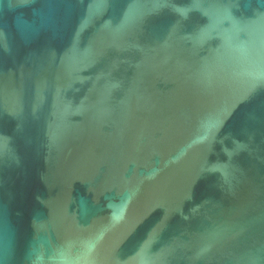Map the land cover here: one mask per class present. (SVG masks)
<instances>
[{
	"label": "water",
	"instance_id": "water-1",
	"mask_svg": "<svg viewBox=\"0 0 264 264\" xmlns=\"http://www.w3.org/2000/svg\"><path fill=\"white\" fill-rule=\"evenodd\" d=\"M0 264H264V0H0Z\"/></svg>",
	"mask_w": 264,
	"mask_h": 264
}]
</instances>
